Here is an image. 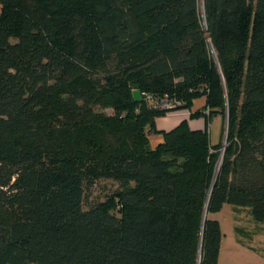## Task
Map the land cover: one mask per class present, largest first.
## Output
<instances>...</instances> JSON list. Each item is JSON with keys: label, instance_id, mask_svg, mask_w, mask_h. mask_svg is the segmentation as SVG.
<instances>
[{"label": "trees", "instance_id": "trees-1", "mask_svg": "<svg viewBox=\"0 0 264 264\" xmlns=\"http://www.w3.org/2000/svg\"><path fill=\"white\" fill-rule=\"evenodd\" d=\"M199 97L218 144L155 129ZM224 204L264 222V0H0V264H217Z\"/></svg>", "mask_w": 264, "mask_h": 264}, {"label": "rangeland", "instance_id": "rangeland-1", "mask_svg": "<svg viewBox=\"0 0 264 264\" xmlns=\"http://www.w3.org/2000/svg\"><path fill=\"white\" fill-rule=\"evenodd\" d=\"M132 93L139 97L136 89ZM222 126L221 117H212L210 145L220 142ZM208 216L219 222L222 232L217 264H264V222L255 221L248 208L224 204Z\"/></svg>", "mask_w": 264, "mask_h": 264}, {"label": "crops", "instance_id": "crops-1", "mask_svg": "<svg viewBox=\"0 0 264 264\" xmlns=\"http://www.w3.org/2000/svg\"><path fill=\"white\" fill-rule=\"evenodd\" d=\"M204 103H205L204 97H199V98H196L193 100L190 109L175 110V111L169 112L165 115L155 117V119H154L155 129L159 132H166V131L173 129L175 126H177L183 120L187 121L189 128L192 130L203 129L206 125L209 124V122L212 120V117H214V116L215 117H217V116L221 117L218 114L213 115L210 118H207V116H204L203 114L196 116V117H190L189 116L190 112L202 109L204 106ZM215 119L216 118H214L213 120H215ZM217 121H218V118H217ZM208 130H209V128H208ZM211 130L212 129L210 128L209 139L211 138V135H212ZM162 140H163V136L161 133L155 132V133H152L148 136L149 146L151 148L155 147L158 143L162 142Z\"/></svg>", "mask_w": 264, "mask_h": 264}, {"label": "built area", "instance_id": "built-area-1", "mask_svg": "<svg viewBox=\"0 0 264 264\" xmlns=\"http://www.w3.org/2000/svg\"><path fill=\"white\" fill-rule=\"evenodd\" d=\"M159 106H160L161 109H167V108H171V107L175 106V103L172 104V103H170L168 101H163V102H161L159 104Z\"/></svg>", "mask_w": 264, "mask_h": 264}, {"label": "water", "instance_id": "water-1", "mask_svg": "<svg viewBox=\"0 0 264 264\" xmlns=\"http://www.w3.org/2000/svg\"><path fill=\"white\" fill-rule=\"evenodd\" d=\"M224 143H225V138L223 139V144H224ZM215 175H216V172H215ZM211 187H212V185H211ZM211 187H210V188H211Z\"/></svg>", "mask_w": 264, "mask_h": 264}]
</instances>
